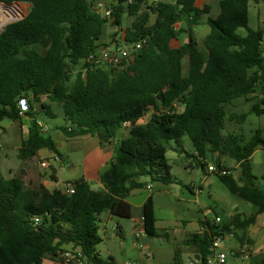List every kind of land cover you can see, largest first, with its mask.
<instances>
[{"label": "trees", "instance_id": "1", "mask_svg": "<svg viewBox=\"0 0 264 264\" xmlns=\"http://www.w3.org/2000/svg\"><path fill=\"white\" fill-rule=\"evenodd\" d=\"M195 1L148 5L146 0H116L102 10L95 0H0L31 6L24 19L0 32V123L30 118L28 136L18 149L20 160H34L41 150L61 155L53 137L43 131L40 113L61 115L65 124L57 129L67 139L91 135L102 147L113 145L124 127L131 126L114 144L112 160L100 173V190H93L84 178L68 183L74 187L68 195L42 184L28 188L20 177L0 176V264H43L46 259L59 264L67 245L80 248L88 264H115L97 251L102 242L100 215L131 219L133 209L126 199L145 187L140 177L177 182L167 159L170 151L185 154L204 170L207 153L234 159L238 178L225 165L219 170L227 174H216L232 194L264 213V190L255 184L251 163L253 153L264 148L262 131L256 130L248 141L223 134L225 104L249 100L258 90L264 95V25L257 30L248 25L250 1L264 0H220L217 17L208 16L210 8H199ZM105 10H111L110 16ZM126 17L131 23L116 45L132 46L142 39L146 44L124 68L89 64L90 55L103 47L106 27L120 31ZM206 17L210 32L201 50L194 27ZM181 34L188 36L187 42L174 47ZM22 98L29 104L24 114ZM252 113L264 115V108L256 104L247 114L231 113L229 119L242 122ZM185 136L194 155L184 147ZM142 218L146 236L169 239L156 227L152 196L142 207ZM255 222L256 216L238 215L229 223L204 222L205 229L181 244L193 251L194 264H205L215 236L229 234L240 244H252L246 229ZM181 253L176 245L174 264H182ZM252 262L264 264V255Z\"/></svg>", "mask_w": 264, "mask_h": 264}, {"label": "rangeland", "instance_id": "2", "mask_svg": "<svg viewBox=\"0 0 264 264\" xmlns=\"http://www.w3.org/2000/svg\"><path fill=\"white\" fill-rule=\"evenodd\" d=\"M105 2L109 4L111 0H105ZM13 4L16 5L18 11V21L28 14L31 7L28 3L15 2ZM154 19L155 17L152 16L151 22ZM123 25L126 26V22ZM248 25L253 30H257L264 25V3L257 4L250 1ZM239 33L245 36L247 31L241 28ZM178 45L174 44V46ZM186 62L187 59H184V65H186ZM74 79L75 74L71 79V83ZM257 94L262 95L259 90ZM256 103L255 98L249 100L238 98L225 104L224 109L227 115L224 121L223 134H236L248 141L256 130H261L264 138V115L252 113L247 115L242 122L229 119L231 113L247 114L249 109ZM38 120L46 128V132L53 137L63 153H69L68 148L77 144L75 140L67 139L57 129L65 124L61 115L49 118L40 113ZM29 124L28 119L22 121V125L19 121L11 120H4L0 123V138L3 146V150L0 152L1 176L8 177L11 168L14 170L15 176L20 177L18 169L22 168L23 161L18 158L17 149L21 141L28 136ZM120 137L121 133L118 134L116 140H119ZM184 147L191 155L195 154L188 136L184 137ZM167 159L171 166V174L177 182L167 184L162 181H152L146 176L140 177L139 180L145 184V187L138 189L136 195L129 197L134 216L138 221L110 216L105 212L102 213L99 230L102 242L97 246V251L104 260L112 258L115 264H126L129 261L137 264H174L175 246L177 245L181 252L190 253L189 261L193 262V251L183 247L177 240H180L184 233H195L201 223L214 224L217 216L221 218L220 224L229 223L234 215L240 216L241 219L256 216L255 224L249 226L246 233L248 234V230H250L251 233L264 234V213L258 214L256 205L232 194L222 183L216 174L217 172L208 170L209 166L219 169L220 165H225L226 168L232 170V175L238 178L240 170L234 167L236 164L234 159L222 156L219 153H207L205 161L208 165L205 170L200 165H196L192 158L175 151L168 152ZM70 162L71 160H68L66 166ZM190 163L193 164L192 167L189 166ZM251 163L252 173L256 178L255 184L264 190V148H259L253 154ZM66 166L60 172V178L63 180L72 177ZM39 176H41V173H39ZM149 195L154 200L157 227L159 230L169 233V239L148 237L145 234L136 237L141 227L142 214V209L137 205L141 204ZM118 226L122 227L123 236L119 234L120 229ZM237 233L241 235L242 231L239 230ZM145 244H150L152 259H149L146 255ZM222 247L229 252H238L240 243L235 236H231L222 242ZM183 259L184 262L187 261L185 255H183ZM43 264L54 263L46 259ZM228 264H243V262L239 257L230 255Z\"/></svg>", "mask_w": 264, "mask_h": 264}, {"label": "crops", "instance_id": "3", "mask_svg": "<svg viewBox=\"0 0 264 264\" xmlns=\"http://www.w3.org/2000/svg\"><path fill=\"white\" fill-rule=\"evenodd\" d=\"M160 1L170 2V1H174V0H146V3L148 5H150L154 2H160ZM219 1L220 0H196L195 5L199 8H204L205 6H208L210 8V12H209L208 16L217 17L219 14ZM114 2H116V0H111V2L109 4H107L105 2V0H95V5L99 6L103 10L106 6H110ZM206 19H207V17L204 18L202 23H200L199 25L194 27V37H195L196 43L198 44V47L201 50L205 49L204 40H205L206 35L210 32V27L206 23ZM125 22H126V26L123 25V27L120 31L117 30L116 28L112 27V26H109V25L106 27L104 39L102 41V46H112L114 43L115 44L117 43L116 41H118V40L122 41L123 40L125 30L130 25L131 19L126 17ZM178 28H180L179 25H178ZM117 32H119L118 35H116ZM187 40H188V36L186 34H181V35H179L177 40L172 42V44H173V46H174V44H179L178 46H174V47H179L181 44L187 42ZM186 65H187V62H186ZM186 65H185V67H186ZM254 98L257 100L256 104H258L261 108H264V95L257 94V92H256L249 99H254ZM250 109H249V111H250ZM26 119H28L30 121L29 117L23 115L22 119L19 121L20 125H22V121H24ZM146 119L140 121V123L141 124L145 123ZM40 124H41V122H40ZM130 128H131V126L129 124H127L124 127V129L121 132L120 139H122L128 135ZM72 139L75 140L77 144L70 146L68 148L69 153H67V154L60 151L59 145L56 144L61 155H56V154H54L48 150H41V151H39L36 159L30 160V161H23L22 168L18 169V171H19L20 178L23 179L26 187L36 188L42 184L45 187H47L50 191H52L54 189L63 190L64 187L66 185H68L69 182H73L79 178H84L87 182H89V184L93 190H100L103 188V185L100 181V173L111 162L112 157H113L114 144H116L120 139L115 140L113 145L106 146V147L100 146L98 139L94 136H91V135H85L82 137H77V138H72ZM20 145L18 146V149H19ZM2 150H3L2 140L0 138V152H2ZM55 157H58L59 160L57 161L55 159ZM42 160L48 161L49 165L47 168H41L40 162ZM68 160H71L70 164L68 165L69 167L66 166V163ZM251 161H252V157H251ZM36 166H38V167H36ZM65 166L69 169V171L71 172V175H72V177L68 180H63L62 178H60V172L62 170H64ZM234 167H238V165L235 164ZM228 169H230V168H228ZM39 173H41V176H39ZM51 175H54L56 179L55 180L52 179ZM12 177H16V176H15L14 170L10 168L9 176L4 177V178H12ZM27 184H30V185H27ZM137 190L138 189L133 190L126 199V201L131 206H132V204L129 201V197L136 195ZM149 196H146L144 201L141 204L137 205V207H140L142 209L145 201L147 200V198ZM132 209H133V206H132ZM105 213L112 216L109 212H105ZM101 215H100V218H101ZM141 219H142V214H141ZM131 220H136L134 213H133V217L131 218ZM136 221H138V220H136ZM140 224H141V227L143 228V221L142 220H140ZM156 227H157V222H156ZM157 229H158V227H157ZM202 229H205V226H203L202 224H199V228L196 230V232H200V231H202ZM158 231L160 234L166 233L169 237V233H167L163 230H159V229H158ZM122 233H123V229H122ZM191 234H193V233H184L180 240H177V239L176 240L179 243H181L182 241L188 239L191 236ZM247 235H248V238H250L252 240V244H248L247 242L240 244V249L243 246H247L249 251H250V254L252 256V260L255 256L264 255V234H261L259 232L251 233L250 230H248ZM72 247H73V245H67L65 248H72ZM144 248H145V252L150 251V244H145ZM183 255H185L187 258L186 262H184ZM189 255H190L189 252H182L181 253L182 264H194L193 262L189 261ZM193 256H194V253H193ZM252 264H253V262H252Z\"/></svg>", "mask_w": 264, "mask_h": 264}, {"label": "built area", "instance_id": "4", "mask_svg": "<svg viewBox=\"0 0 264 264\" xmlns=\"http://www.w3.org/2000/svg\"><path fill=\"white\" fill-rule=\"evenodd\" d=\"M105 15L110 16L111 10H105ZM147 40L142 39L139 42L135 43L132 46H117L115 43L112 46H103L97 52L90 55L87 59V62L94 66H101L106 68H124L128 65L130 59H132L133 54L140 50L144 44H146ZM20 113L24 114L29 111V104L26 98H22L19 101ZM43 131H46V128L43 127ZM58 161L59 158L55 157ZM48 161L42 160L40 162V166L42 168L48 167ZM208 170L211 172H220L222 175L227 174L225 170H219L213 166H209ZM64 193L70 195L74 192V187L71 185H66L63 189ZM143 221V218L141 219ZM36 221H39L36 219ZM221 218L216 217L215 223H220ZM144 234V229L141 227L139 229V235ZM231 235H219L215 236L212 240L211 246L209 248V253L206 258L205 264H228L229 256L232 255L234 257H239L243 264H252V256L247 246L241 247L238 252L228 251L222 247V242L229 239ZM146 255L149 259L153 258V255L150 251H146ZM59 264H88L85 256L83 255L80 248L72 247L68 248L62 255V260ZM126 264H137L135 262H127Z\"/></svg>", "mask_w": 264, "mask_h": 264}, {"label": "bare ground", "instance_id": "5", "mask_svg": "<svg viewBox=\"0 0 264 264\" xmlns=\"http://www.w3.org/2000/svg\"><path fill=\"white\" fill-rule=\"evenodd\" d=\"M18 21V11L15 4H0V32L13 22Z\"/></svg>", "mask_w": 264, "mask_h": 264}, {"label": "water", "instance_id": "6", "mask_svg": "<svg viewBox=\"0 0 264 264\" xmlns=\"http://www.w3.org/2000/svg\"><path fill=\"white\" fill-rule=\"evenodd\" d=\"M3 4H8V3H3ZM11 4H12V3H11ZM25 17H26V16H25ZM25 17H23L22 19H24ZM22 19H21V20H22ZM4 30H5V29H4ZM4 30H3V31H4ZM197 260H198V257H197Z\"/></svg>", "mask_w": 264, "mask_h": 264}]
</instances>
